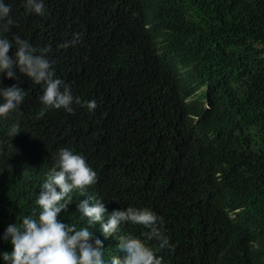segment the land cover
<instances>
[{
    "label": "trees",
    "instance_id": "16d2710c",
    "mask_svg": "<svg viewBox=\"0 0 264 264\" xmlns=\"http://www.w3.org/2000/svg\"><path fill=\"white\" fill-rule=\"evenodd\" d=\"M3 3L9 56L17 35L37 54L51 46L55 78L97 107L38 118L43 85L18 67V79L0 75V87L26 93L0 117V264L13 250L7 227L38 216L35 197L61 147L82 155L97 182L74 191L57 219L89 227L104 264L126 255L121 235L159 242L131 224L105 239L77 210L93 195L108 214L131 206L163 217L174 246L156 252L163 264H264V0H44L43 16L26 0ZM76 34L75 46L59 47Z\"/></svg>",
    "mask_w": 264,
    "mask_h": 264
},
{
    "label": "clouds",
    "instance_id": "9594fccd",
    "mask_svg": "<svg viewBox=\"0 0 264 264\" xmlns=\"http://www.w3.org/2000/svg\"><path fill=\"white\" fill-rule=\"evenodd\" d=\"M26 9L43 16L46 11L44 0H26ZM10 11V6L0 0V32L9 31L13 23L9 19ZM13 39L16 44L15 59L9 56L12 43L7 38H0V75L7 72L9 79H18L13 71L14 67H18L19 72L33 81L34 85H43L42 94L38 97L43 108L38 118L53 108L73 113V103L86 107L90 112L96 109L95 100L81 102L79 97H73L70 85L55 78L52 63L47 58L51 46L40 49L37 54V49L27 40L18 35ZM78 39L79 34H76L72 41L59 47L75 46ZM25 94V90L18 85L0 87V117L15 111L22 104ZM18 132L16 127H12L9 135L15 136ZM96 182L97 174L86 159L61 147L54 166L44 174L40 191L36 194L34 206L39 211L38 216L34 211L32 216L24 217L19 226L9 225L3 235V239L10 240L13 245L11 252L2 253L4 264H104L103 242L98 238L92 242L93 233L89 227L77 229L74 224H64L57 219L58 214L73 203L74 191L84 195L86 189ZM77 210L87 218L88 225H101L105 239L117 233L122 224H131L150 229L144 233L146 238L159 242L158 248L153 249L131 234L121 235L118 248L126 255L123 258L113 257L112 264H163V258L157 256L156 252L165 248L174 250L164 234L163 217H158L149 208L129 206L127 210L117 209L108 214L104 203L93 195L80 201Z\"/></svg>",
    "mask_w": 264,
    "mask_h": 264
},
{
    "label": "rangeland",
    "instance_id": "374dc122",
    "mask_svg": "<svg viewBox=\"0 0 264 264\" xmlns=\"http://www.w3.org/2000/svg\"><path fill=\"white\" fill-rule=\"evenodd\" d=\"M166 48H167L166 45H163V46L160 47V49L163 50V51H164ZM205 89H206V88H203L202 91H204ZM202 91H201V92H202Z\"/></svg>",
    "mask_w": 264,
    "mask_h": 264
},
{
    "label": "bare ground",
    "instance_id": "6f19581e",
    "mask_svg": "<svg viewBox=\"0 0 264 264\" xmlns=\"http://www.w3.org/2000/svg\"><path fill=\"white\" fill-rule=\"evenodd\" d=\"M158 41H159V39H158ZM176 61V60H175ZM182 64V63H181ZM208 93V92H207ZM199 95V94H198ZM199 98H200V96H198ZM197 97V98H198ZM201 99V98H200ZM193 100V99H192ZM195 100H196V98H195ZM198 100V99H197ZM190 101V100H189ZM208 102V101H207ZM209 103V102H208ZM205 105V104H204ZM197 118V117H196ZM198 125V124H197Z\"/></svg>",
    "mask_w": 264,
    "mask_h": 264
}]
</instances>
